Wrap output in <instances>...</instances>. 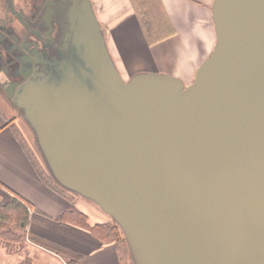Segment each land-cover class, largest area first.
I'll return each instance as SVG.
<instances>
[{
  "label": "water",
  "instance_id": "water-1",
  "mask_svg": "<svg viewBox=\"0 0 264 264\" xmlns=\"http://www.w3.org/2000/svg\"><path fill=\"white\" fill-rule=\"evenodd\" d=\"M72 2L61 60L11 98L50 173L111 217L134 264H264V0L213 1L189 85L126 81L91 0Z\"/></svg>",
  "mask_w": 264,
  "mask_h": 264
},
{
  "label": "crops",
  "instance_id": "crops-1",
  "mask_svg": "<svg viewBox=\"0 0 264 264\" xmlns=\"http://www.w3.org/2000/svg\"><path fill=\"white\" fill-rule=\"evenodd\" d=\"M213 1L160 0L168 25L165 32H159L163 39L153 43L149 41L134 0H91V3L112 59L126 81L137 73L157 72L174 75L189 85L197 68L215 48ZM2 96L0 90V128L3 127L0 131V200L6 202L16 193L34 206L21 239L28 241V246L23 248L18 260L8 251V264L9 261L24 264L26 260L28 264H63L62 259L65 261L70 253L79 255L73 264H125L121 244H108L101 229H95L111 223V218L95 203L67 194L77 210L87 216L89 228L69 219L66 222L58 219L71 201L49 189L38 176L26 150L16 139L14 124L8 126L12 114L8 113L7 101ZM30 234L48 240L67 255H59L32 241Z\"/></svg>",
  "mask_w": 264,
  "mask_h": 264
},
{
  "label": "flooded vegetation",
  "instance_id": "flooded-vegetation-1",
  "mask_svg": "<svg viewBox=\"0 0 264 264\" xmlns=\"http://www.w3.org/2000/svg\"><path fill=\"white\" fill-rule=\"evenodd\" d=\"M2 1L8 16L0 19V90L22 112L11 98L26 80L42 78L50 62L61 60L71 42L73 0H12L22 21L11 13L10 0Z\"/></svg>",
  "mask_w": 264,
  "mask_h": 264
},
{
  "label": "trees",
  "instance_id": "trees-1",
  "mask_svg": "<svg viewBox=\"0 0 264 264\" xmlns=\"http://www.w3.org/2000/svg\"><path fill=\"white\" fill-rule=\"evenodd\" d=\"M134 1L136 3L137 10L141 15L142 22L146 27L147 34L149 36V41L151 40V42L153 43L163 39L162 35L159 32L161 31L165 32L168 22L164 10L162 9V4L160 3V0H134ZM10 124L13 123L9 122L8 125ZM2 129L3 127L0 128V131ZM14 134L18 142L26 150L30 158V161L32 162V165L36 170L38 176L49 189L54 190L58 195L66 199H69V197H67V194L78 196L77 194L71 192L70 190L60 186L58 181L54 178L53 174L50 173L47 163L43 158V155H42L43 164L39 165V163L35 160V158L29 153L28 149L26 148V144L24 142L23 137L16 129L14 131ZM13 195L14 197L8 200L7 202H3L0 200V236L3 238H8V235L10 236L17 235L16 238L19 237L20 239H22L24 231L28 227L29 218L31 216L29 209L34 208V206L29 201H26V199L23 198L22 196L16 193H14ZM69 200L71 201V204L69 205V207H67L65 211L62 212V215L58 219L62 222H66L69 219L75 222V224L77 225L80 226L82 225L85 228H89V225L87 223L88 222L87 216L83 212H79L75 207L74 203L72 202V200L71 199ZM13 226L14 227L16 226L17 229L13 228ZM98 228L104 232V238L106 239H109L110 237L115 238L113 239L114 241L110 243H115L116 239L120 240L119 234L122 233L121 229L114 221L112 222V219H111V223L98 225L95 229ZM101 235L103 236V234ZM29 237L32 239V241L46 247L47 249H50L54 253H58L59 255L65 253L58 246H53L51 242L45 240L44 238H40L34 234H30ZM124 241L127 242L126 238ZM127 249L129 250L128 245H127ZM65 254L67 255V253ZM65 258H67L65 261L68 264H73L75 260L79 258V255L77 253H70L69 256L67 255ZM28 261L29 260H26L24 264L26 263L28 264L29 263Z\"/></svg>",
  "mask_w": 264,
  "mask_h": 264
},
{
  "label": "rangeland",
  "instance_id": "rangeland-1",
  "mask_svg": "<svg viewBox=\"0 0 264 264\" xmlns=\"http://www.w3.org/2000/svg\"><path fill=\"white\" fill-rule=\"evenodd\" d=\"M18 4H19V2H18ZM6 16H8L7 9L5 8L4 2L2 0H0V19H3ZM2 79H4V76L2 77ZM2 98H4V97L2 96ZM6 103H7L8 108H9L8 113L12 114V117H11L12 119L11 120L8 119V123L11 121L14 124V126L12 128L14 129V131L16 129L20 133V135L23 137L24 142L26 144V148L28 149L29 153L35 158V160L39 163V165L43 164V160H42L43 158H42V154L39 150V147H38V144L36 141V136H35L33 130L31 129V127L28 125V123L24 119L23 113L19 112L17 110L16 111L13 110L12 107L9 106L10 102L9 103L6 102ZM10 125H8V126H10ZM44 167H45V164H44ZM45 170H46V167H45ZM32 211H34V210L32 209ZM112 222H113V220H112ZM13 228L17 229L16 226L15 227L13 226ZM121 232H122V230H121ZM101 234H103L102 237L104 238V232L102 230H101ZM16 236L8 235V238H3L0 236V264H8V254H9L8 251L11 253H14L15 259L18 260V257H20V255L22 254L23 248L28 246V244H27L28 241L27 242L25 240L22 241L19 237L16 238ZM123 236H124L123 232L120 233L119 234L120 240L116 239L115 243L121 244V249L123 250V253H124L122 255V257H124L123 263L134 264V263H132L131 251L127 249V242L124 241L125 238ZM104 239L109 244L110 242L114 241L113 239H115V238L110 237L109 239H106V238H104ZM26 240H28V239L26 238ZM55 261H56V258H55ZM9 263L11 264L10 261H9ZM12 264H13V262H12Z\"/></svg>",
  "mask_w": 264,
  "mask_h": 264
}]
</instances>
